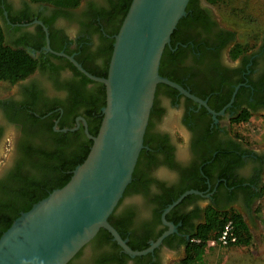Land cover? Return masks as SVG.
<instances>
[{
    "label": "flooded vegetation",
    "instance_id": "obj_1",
    "mask_svg": "<svg viewBox=\"0 0 264 264\" xmlns=\"http://www.w3.org/2000/svg\"><path fill=\"white\" fill-rule=\"evenodd\" d=\"M124 4L0 0L2 47L31 57L0 81V197L17 185L16 175H37L38 160L61 164L41 153L59 151L72 163L90 149L106 88L86 72L107 76ZM237 42L212 0H191L161 58L164 76L194 98L157 85L144 146L109 221L140 246L134 250L168 234L153 250L131 256L100 228L66 264H175L209 208L254 207L264 147L245 136L254 130L250 118L264 117V40L233 57Z\"/></svg>",
    "mask_w": 264,
    "mask_h": 264
},
{
    "label": "water",
    "instance_id": "obj_2",
    "mask_svg": "<svg viewBox=\"0 0 264 264\" xmlns=\"http://www.w3.org/2000/svg\"><path fill=\"white\" fill-rule=\"evenodd\" d=\"M188 2L131 1L115 35L107 76L85 71L106 88L103 118L90 150L63 186L22 212L2 234L0 264H66L100 228L109 230L131 256L153 250L168 234L150 248L134 250L109 217L132 179L157 85L168 84L194 98L159 72L164 48Z\"/></svg>",
    "mask_w": 264,
    "mask_h": 264
},
{
    "label": "trees",
    "instance_id": "obj_3",
    "mask_svg": "<svg viewBox=\"0 0 264 264\" xmlns=\"http://www.w3.org/2000/svg\"><path fill=\"white\" fill-rule=\"evenodd\" d=\"M33 1H49L56 4L76 5L80 0ZM131 1L132 0H125L123 18L127 13ZM190 2L191 0H189L187 4L186 11ZM234 8L235 13L233 14V17H235L236 22H239L240 19H245L244 15L241 14V11L236 7ZM229 10H231V8ZM253 45H255V42H237L233 47V57H237L241 52L248 50ZM166 53L167 45L163 51L162 58ZM16 55L17 54L13 50L2 47L0 41V81L5 78H11L14 75L12 71L15 66H25V64L30 63L31 57L27 53L19 55L21 58H18ZM159 72L161 75H165L160 67ZM245 137L251 144L259 143L260 141L258 134L254 130H250L249 135ZM89 150L87 147L83 156L72 163L67 162L68 159H65L59 151L53 154L41 153L40 155L46 160H60L61 164L56 165L50 162L44 163L41 160H38L34 164V168L38 172L37 175L28 177L16 175L18 179L17 185L4 191V194L0 197V237L20 216L21 211L26 212L30 210L35 203L46 197L54 189L63 186L71 178L72 172L76 166L86 158ZM67 170L70 171L65 173ZM228 220L234 222V228L238 240L230 245H217L222 248L245 247L252 249L254 239L251 229L239 211L234 208L227 211H216L214 208H209L206 213L205 222L198 226L197 232L194 235V240L190 241L186 247L185 257L175 264H204V255L206 251L211 248L209 241L217 239L220 231ZM121 236L125 238L123 233H121ZM128 244L132 249H140L138 244L132 242Z\"/></svg>",
    "mask_w": 264,
    "mask_h": 264
},
{
    "label": "rangeland",
    "instance_id": "obj_4",
    "mask_svg": "<svg viewBox=\"0 0 264 264\" xmlns=\"http://www.w3.org/2000/svg\"><path fill=\"white\" fill-rule=\"evenodd\" d=\"M221 23L234 30L241 42L263 43L264 40V0H212ZM245 19L236 22L235 8ZM231 8V10H229ZM228 9V11H227ZM256 36H255V35ZM250 125L259 136L264 147V117L252 116ZM264 182V181H263ZM256 207V205H255ZM248 222L253 235L255 248L211 246L204 255V264H257L264 263V185L262 197L256 208L242 207L238 210ZM257 255V256H256ZM260 257V260H256Z\"/></svg>",
    "mask_w": 264,
    "mask_h": 264
},
{
    "label": "built area",
    "instance_id": "obj_5",
    "mask_svg": "<svg viewBox=\"0 0 264 264\" xmlns=\"http://www.w3.org/2000/svg\"><path fill=\"white\" fill-rule=\"evenodd\" d=\"M234 227V222L232 220H228L220 231L217 239L209 241V245H230L235 243L238 240V236Z\"/></svg>",
    "mask_w": 264,
    "mask_h": 264
},
{
    "label": "crops",
    "instance_id": "obj_6",
    "mask_svg": "<svg viewBox=\"0 0 264 264\" xmlns=\"http://www.w3.org/2000/svg\"><path fill=\"white\" fill-rule=\"evenodd\" d=\"M263 185H264V183H263ZM263 185H262V188H263ZM261 197H262V191H261V195H260V198L258 199V201L256 202V207H257V205H258V203H259V201L261 200ZM255 205H254V208H256L255 207ZM234 209H236V210H238V208H234ZM245 219V218H244ZM245 221L247 222V220L245 219ZM247 224H248V222H247ZM250 227V226H249ZM251 229V228H250ZM211 246V245H210ZM213 246V245H212ZM253 247L255 248V243L253 244ZM186 252V251H185ZM186 254V253H185ZM185 254H184V256H183V258L185 257ZM257 256V255H256ZM256 260H260V257L259 258H257ZM257 264H261V262L260 263H257ZM262 264H264V263H262Z\"/></svg>",
    "mask_w": 264,
    "mask_h": 264
}]
</instances>
